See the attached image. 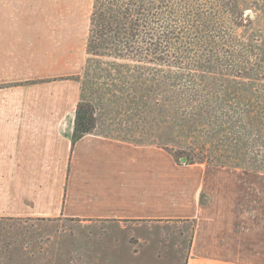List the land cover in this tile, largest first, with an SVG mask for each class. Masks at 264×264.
Instances as JSON below:
<instances>
[{
    "label": "rangeland",
    "instance_id": "374dc122",
    "mask_svg": "<svg viewBox=\"0 0 264 264\" xmlns=\"http://www.w3.org/2000/svg\"><path fill=\"white\" fill-rule=\"evenodd\" d=\"M92 2L0 0V116L69 119L78 99L96 100L83 74ZM150 7L145 31L153 37L145 44L156 35L160 47L111 76L95 72L92 82L103 90L93 133L164 149L183 165L190 163L178 156L191 153L205 169L235 171L237 228H264V0ZM209 201L201 195V204ZM195 227L196 220L133 230L78 219H1L0 264H185Z\"/></svg>",
    "mask_w": 264,
    "mask_h": 264
},
{
    "label": "crops",
    "instance_id": "0c3cea01",
    "mask_svg": "<svg viewBox=\"0 0 264 264\" xmlns=\"http://www.w3.org/2000/svg\"><path fill=\"white\" fill-rule=\"evenodd\" d=\"M74 117L0 116V220L78 219L134 228L196 220L185 264H264V228L240 230L238 175L91 133ZM210 201L201 204V195ZM242 223H240L241 225Z\"/></svg>",
    "mask_w": 264,
    "mask_h": 264
},
{
    "label": "trees",
    "instance_id": "16d2710c",
    "mask_svg": "<svg viewBox=\"0 0 264 264\" xmlns=\"http://www.w3.org/2000/svg\"><path fill=\"white\" fill-rule=\"evenodd\" d=\"M162 3L163 0H93L86 42L88 58L83 74L86 78L84 84L89 85L87 86L89 89L96 90L93 97L97 100L94 99L98 106L101 104L98 91L103 90V88H97L92 82L93 75L97 70L106 76H111L112 71H123V69L128 68V62L125 63V61H130L131 58L142 60L150 52L155 54L159 49V38L156 35H154L153 44H145L147 35L153 37V33H147L145 30L150 21L149 12L152 10L150 5L155 4V9H159ZM135 41L140 45L133 46ZM165 44L170 49L174 45L171 41L165 42ZM102 58L109 60L103 61ZM139 66H141L140 62L137 64L138 69ZM105 78L109 79V77ZM123 84H127V82L124 81ZM102 86L107 87V83H103ZM111 86L116 88L118 85L111 84ZM95 101L78 99L74 112L73 138L91 134L95 130L97 120ZM181 158H187L186 161L190 164L205 163L202 160L196 161L191 153L180 154L178 159Z\"/></svg>",
    "mask_w": 264,
    "mask_h": 264
},
{
    "label": "water",
    "instance_id": "95a60500",
    "mask_svg": "<svg viewBox=\"0 0 264 264\" xmlns=\"http://www.w3.org/2000/svg\"><path fill=\"white\" fill-rule=\"evenodd\" d=\"M187 158H181V161H185Z\"/></svg>",
    "mask_w": 264,
    "mask_h": 264
}]
</instances>
